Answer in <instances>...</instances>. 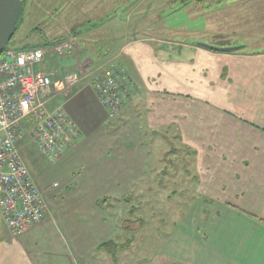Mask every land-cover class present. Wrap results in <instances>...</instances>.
<instances>
[{
  "label": "crops",
  "instance_id": "crops-1",
  "mask_svg": "<svg viewBox=\"0 0 264 264\" xmlns=\"http://www.w3.org/2000/svg\"><path fill=\"white\" fill-rule=\"evenodd\" d=\"M127 6L131 8L134 3ZM132 8L124 21L128 25L124 34L103 32L95 39H81L85 64L100 66L110 62L122 67L130 78L126 102L116 121H107L91 79L82 80L66 100L53 99L50 103L51 110L64 104L81 135L80 148L69 151L62 164L69 159L71 163L72 158L75 161L81 151L83 155L84 146L93 158L88 161L93 165L87 167L79 161L83 173L76 187H66L65 195L71 197L78 192L85 200L88 194L91 198L102 195L104 199L95 209L101 213L113 208L107 204L111 198L131 199L120 195L132 193L134 183L151 175L146 165L149 159L164 163V153L171 150L170 136L174 134L196 157L194 176L188 178L195 184L196 200L200 198L203 203L183 214L199 220L189 223L190 219L185 218L164 241L162 254L145 263L264 264V46L248 49L243 44L240 51L222 53L195 44L171 43L143 32L153 25L145 18L138 20L137 7ZM90 22L96 24L89 20L73 29L75 37L80 39L82 28ZM170 43L175 47L165 49ZM76 67L77 61L71 57L47 64L48 70H58L55 80L77 73ZM24 143L31 153L39 152L29 130L19 142L20 150ZM93 168L98 171L95 180L101 183L97 192L81 177L85 172L94 174ZM154 168L150 171L155 172ZM70 171L59 179L71 180ZM164 171L159 173L164 175ZM45 176L35 179L38 186L44 185ZM155 182L163 184L161 179ZM67 206L70 205L48 209L43 222L20 237H14L0 218V264H83L84 259L85 264L134 263L133 259L123 261L122 255L136 245L133 227L134 234L130 236L134 240L125 250H118L115 260L108 251L99 249L110 241L118 245L128 242L122 241L124 226L109 224L106 217L86 227L69 225L66 236L55 229L52 238L57 239L44 238L60 208L66 209L64 213L60 211L64 215L76 211ZM188 225L192 229H186Z\"/></svg>",
  "mask_w": 264,
  "mask_h": 264
},
{
  "label": "rangeland",
  "instance_id": "rangeland-1",
  "mask_svg": "<svg viewBox=\"0 0 264 264\" xmlns=\"http://www.w3.org/2000/svg\"><path fill=\"white\" fill-rule=\"evenodd\" d=\"M143 1L144 3H141ZM132 2L137 7V19L142 21L145 18L148 24L153 25L151 30L143 32H149L154 37L166 38L171 43L180 42L193 45L203 43L219 48L247 44L248 49L264 46V0H228L220 2L221 4L214 3L209 9L197 1L179 9V3H174L176 2L174 0H28L23 24L11 48L19 49L26 45L25 49L21 50L25 51L32 50L37 45L42 46L38 48L47 50L45 70H48L47 64L57 58L56 55H52L53 52L49 48L52 49L62 43L72 42L74 48L78 49L79 52V55L74 53L72 57V60L77 61L79 66L74 71L82 74L81 72L89 71L88 67L93 63H84L85 57L81 56L83 43L81 39H85L84 37L95 39L103 32H109L110 35L113 33L115 35L124 34L125 29H128V25L124 21L134 7L131 6L130 8L127 4ZM215 2L218 3V1ZM120 6L121 8H119ZM124 7H128V9ZM120 14L123 15L124 20H121ZM111 17L113 19L106 22ZM89 20L96 21V24L88 23L85 28H82L84 33L79 35L80 39L77 37L76 39L75 36L73 38L71 36L73 29H78ZM87 27L97 28L88 30ZM35 30H38L37 33L34 32ZM47 42H51L52 46L44 47L43 45ZM171 43L164 48L175 47ZM60 59V57L57 58V60ZM105 65L109 67L112 63L106 62ZM117 118L113 120L107 118V121L115 122ZM170 138L171 150L170 148L166 149L163 156L164 163L154 162L153 157L149 159L150 162H146V165L149 167L148 175H151H147L148 177L145 179L134 183L132 193L119 194L124 198H126L125 196L132 197L131 203H126V200L116 201L111 198L109 199L110 203L107 204L112 205L113 208H108L107 212H102L103 215L101 211L96 212L95 209H99L97 207H100L104 196L98 195L96 198H91L88 194L85 200L81 199L80 196L82 195L78 192L72 193L71 197L65 195V189L68 185H75L76 187L78 178L83 173L80 166L93 165V162L88 164V161H92L93 158L90 157L86 146H84L83 155L81 151V155L75 161L72 158L71 163L69 159L62 164L69 151L80 148L81 135L73 147L67 148L64 156L57 164L50 163L39 152L31 153L28 145L24 143L21 147V153L33 177L39 181L46 174L44 177L46 182L42 186L39 184V186L46 189L42 191L46 194L48 209L64 207V205L76 208V211L71 210L69 215L68 213L67 215L61 214L60 211L66 209L60 208L58 210L59 215L56 214L53 218L54 222L48 219L50 221L49 227L43 237L48 240L51 239L55 229H57L56 232L66 236L65 229L69 225L86 227L87 224H92L94 220H101V217H106L109 219V224L110 222H117L118 226L122 224L124 228L130 226L136 229L134 234L136 245L123 251V261L130 262V259H133V264H135L137 259L138 264H146L145 262L153 256L161 255L162 250L164 251V241H167L169 235H173L177 225H181L185 218L190 219L189 223L199 220L198 217L196 219L195 216L187 217L183 214L195 209L196 205L201 204L200 202L203 203L200 198L196 200L195 184L188 178V176H194L196 157L190 150L181 145L174 134ZM96 142L99 144L97 140ZM79 161L81 162L80 166L78 165ZM154 166L156 170L151 172L150 170L155 169ZM67 170H71L69 173L71 180L69 179L68 182L61 181L59 177L64 178ZM92 170L94 174L85 172L81 177L87 179L86 184H92V190L96 191L101 187V183L97 181V168ZM92 170L90 171L92 172ZM162 170H165L164 175L160 174ZM149 179L154 180L148 183ZM156 179H161L163 184H157ZM148 190L151 191V194L147 192ZM174 191L178 194L173 195L172 192ZM71 200H74L73 203ZM195 228L197 230L198 226ZM186 229H192V226L188 225ZM122 233V241L126 242L131 234L127 230H123ZM84 261L86 263L85 259Z\"/></svg>",
  "mask_w": 264,
  "mask_h": 264
},
{
  "label": "built area",
  "instance_id": "built-area-1",
  "mask_svg": "<svg viewBox=\"0 0 264 264\" xmlns=\"http://www.w3.org/2000/svg\"><path fill=\"white\" fill-rule=\"evenodd\" d=\"M49 49L57 58L79 55L72 42ZM46 51L8 47L0 56V218L14 237L29 233L48 212L46 194L19 147L26 126L39 153L57 164L67 148L76 144L80 132L64 104L51 110V101L68 98L82 80L91 79L98 101L113 120L122 111L131 84L126 71L113 64H92L89 71L81 72L83 75L72 73L55 81L58 70H45Z\"/></svg>",
  "mask_w": 264,
  "mask_h": 264
},
{
  "label": "water",
  "instance_id": "water-1",
  "mask_svg": "<svg viewBox=\"0 0 264 264\" xmlns=\"http://www.w3.org/2000/svg\"><path fill=\"white\" fill-rule=\"evenodd\" d=\"M24 0H0V56L9 47L13 39ZM121 15V14H120ZM204 49L222 52L233 53L244 49V45L233 47H213L203 43L195 44Z\"/></svg>",
  "mask_w": 264,
  "mask_h": 264
},
{
  "label": "trees",
  "instance_id": "trees-1",
  "mask_svg": "<svg viewBox=\"0 0 264 264\" xmlns=\"http://www.w3.org/2000/svg\"><path fill=\"white\" fill-rule=\"evenodd\" d=\"M176 2L174 3H179L178 4V8L179 9H183L185 8L187 5L191 4L193 1H197V2H200V3H203L204 4V7L209 9L214 3L215 4H221L220 2H223V1H228V0H174ZM215 1H218L215 2ZM27 2L28 0H24L23 2V6H22V10H21V13H20V17H19V21H18V24H17V27H16V30H15V33H14V36H13V39L11 40L10 44H9V47H11L15 41V38L17 36V34L19 33V30L23 24V18H24V15H25V12H26V5H27ZM220 6V5H219ZM218 6V7H219ZM38 30H35L34 32L37 33ZM33 32V33H34ZM25 46L26 45H23L21 48L17 49L18 51H21L23 49H25ZM44 47H47V46H52V43L51 42H47L43 45ZM38 47H42L40 45H37V46H34V48H38ZM33 48V49H34ZM29 125L26 126V131L29 130ZM126 203H131L130 202V199H128L126 201ZM131 210L134 211V209L131 208ZM124 230H127L129 232V234H134V230L132 231L131 227L130 226H127L124 228ZM131 232V233H130ZM133 232V233H132ZM128 242L123 244V245H118V244H115L114 242L110 241V242H107V243H103L99 249L100 250H104V251H108L112 257L114 258V260L116 259V254L118 252V250L120 249H123L125 250L126 248H128L130 246V244L132 243V240H134V237H129L128 239Z\"/></svg>",
  "mask_w": 264,
  "mask_h": 264
},
{
  "label": "flooded vegetation",
  "instance_id": "flooded-vegetation-1",
  "mask_svg": "<svg viewBox=\"0 0 264 264\" xmlns=\"http://www.w3.org/2000/svg\"><path fill=\"white\" fill-rule=\"evenodd\" d=\"M71 36L74 37V36H75L74 33H71ZM75 38H76V37H75Z\"/></svg>",
  "mask_w": 264,
  "mask_h": 264
}]
</instances>
